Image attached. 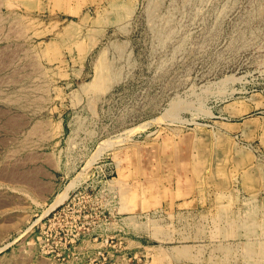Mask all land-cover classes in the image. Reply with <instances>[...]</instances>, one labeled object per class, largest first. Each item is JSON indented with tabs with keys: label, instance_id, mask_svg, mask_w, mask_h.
<instances>
[{
	"label": "rangeland",
	"instance_id": "rangeland-1",
	"mask_svg": "<svg viewBox=\"0 0 264 264\" xmlns=\"http://www.w3.org/2000/svg\"><path fill=\"white\" fill-rule=\"evenodd\" d=\"M0 264H264V0H0Z\"/></svg>",
	"mask_w": 264,
	"mask_h": 264
},
{
	"label": "crops",
	"instance_id": "crops-1",
	"mask_svg": "<svg viewBox=\"0 0 264 264\" xmlns=\"http://www.w3.org/2000/svg\"><path fill=\"white\" fill-rule=\"evenodd\" d=\"M186 160H184V161H186ZM114 162H115V160H114ZM195 164H196V162H195ZM153 165L154 164H151V165L145 164V166H143L144 168H142V171H141L142 177L140 179H138L137 177L133 178V180L131 181L132 184L136 183L137 185H140V182L142 180H144V182H146L147 186H148L146 191L150 192L152 197L153 196L156 197L155 198L156 203H157V200H159V202L156 205H154L153 207L150 206L147 208H149V209L150 208H157L160 206H166L167 207L169 205V207H170L169 209L171 210V208L173 209V202H175V200H177V198L181 199L180 206L182 208H191L197 202V196L198 195H197L195 190H196V187H198L199 183H203V176L202 175L195 176V174H194L195 170L193 168L194 164L192 165V163H190L188 161H186V163L184 162L183 166L185 165V169H184L185 175H183V176H182V173H183L182 167L181 166L177 167L178 174H177V179L175 180L176 181V188L175 189L172 188L171 183H169V182H166V181L164 182V181H162V179H160L159 182L156 180V178H158V177H156V175H157L156 167ZM190 165H192L191 168H190ZM146 169H147V171H146ZM190 169L192 170L193 176H191V173L189 172ZM119 171H120V173L121 172L123 173L121 176L126 175V174H124L123 169H119ZM116 173H117V169H116ZM130 173L133 175L132 169H131ZM143 173H145V174H143ZM180 178H181V180L185 181L184 186L182 188L183 192H185L184 194L179 190V186H180L179 179ZM196 178H199V181H195ZM127 181H128V178L126 179V182ZM185 187H187V188L185 189ZM125 190H126V188H125ZM169 191H170V193H169ZM137 193H138V195H140V188H137ZM168 193H169V196H168ZM139 199H140V197H139Z\"/></svg>",
	"mask_w": 264,
	"mask_h": 264
},
{
	"label": "bare ground",
	"instance_id": "bare-ground-1",
	"mask_svg": "<svg viewBox=\"0 0 264 264\" xmlns=\"http://www.w3.org/2000/svg\"><path fill=\"white\" fill-rule=\"evenodd\" d=\"M145 155H146V153H145ZM148 155V154H147ZM178 156H176V158H177ZM213 157V156H212ZM135 158V157H134ZM147 158V157H146ZM131 159V158H130ZM178 159H179V157H178ZM133 160V159H132ZM199 160H201V158L199 157ZM198 160V161H199ZM135 161V160H134ZM195 161H197V160H195ZM147 162V161H146ZM165 163V162H164ZM147 164H148V162H147ZM123 165V164H122ZM149 165V164H148ZM164 165V164H163ZM176 165V164H175ZM204 165H205V163L204 162H197L196 164H194L193 165V168H194V170H195V172H194V174H195V176H198V175H201V172H202V169H204L205 167H204ZM124 166V165H123ZM147 166V165H146ZM154 166V165H153ZM132 167V166H131ZM144 168V167H143ZM147 168V167H146ZM184 169H185V165H184V167H183ZM133 169V168H132ZM135 169V168H134ZM148 169V168H147ZM147 169H146V171H147ZM150 169V168H149ZM183 169V173H182V176L183 175H185V170ZM136 170V169H135ZM155 170V169H154ZM206 170V169H205ZM222 171V170H221ZM158 172H159V170H158ZM213 173V172H212ZM216 173V172H215ZM143 174H145V173H143ZM167 176V175H166ZM214 176V175H213ZM222 176V175H221ZM132 177V176H131ZM209 177V176H208ZM210 178V177H209ZM138 180V179H137ZM158 181V180H157ZM175 182V181H174ZM184 182L185 181H183V180H181V178L179 179V184H180V186H179V190L184 194L185 192H183V190H182V188H183V186H184ZM221 182H222V184L223 183H225V182H223V180H221ZM159 184V183H158ZM133 186V188H132V204L134 205H137V204H140L141 205V208L140 209H144V208H147V207H149V206H152V205H155L156 204V197H152V195H151V193L150 192H147L146 191V189H147V183L146 182H144V180H142L141 182H140V185H137L136 183H133L132 184ZM175 185V184H174ZM166 186V185H165ZM203 187H204V182L203 183H199V185H198V187H196V190L195 191H197L198 192V194H203ZM69 188V187H68ZM137 188H140V195H138V193H137ZM159 188V187H158ZM187 187H185V189H186ZM149 189V188H148ZM160 189V188H159ZM66 193V192H65ZM169 193H170V191H169ZM169 193H168V196H169ZM61 195V194H60ZM154 195V194H153ZM65 196L67 197V195L65 194L64 196H62V197H64V199H65ZM161 196V195H160ZM163 196V195H162ZM139 197H140V199H139ZM59 198V197H58ZM61 198V197H60ZM184 198V197H183ZM59 200V199H58ZM61 201H62V199H61ZM61 201H58V202H61ZM187 201V200H186ZM57 202V201H56ZM131 202V201H130ZM135 202V203H134ZM157 202H159V200H157ZM54 206V205H53ZM56 206V205H55ZM139 207V206H138Z\"/></svg>",
	"mask_w": 264,
	"mask_h": 264
},
{
	"label": "water",
	"instance_id": "water-1",
	"mask_svg": "<svg viewBox=\"0 0 264 264\" xmlns=\"http://www.w3.org/2000/svg\"><path fill=\"white\" fill-rule=\"evenodd\" d=\"M197 205V203H195L192 207H194V206H196Z\"/></svg>",
	"mask_w": 264,
	"mask_h": 264
}]
</instances>
